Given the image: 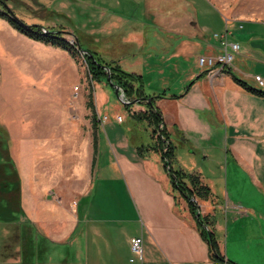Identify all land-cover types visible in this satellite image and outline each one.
<instances>
[{"label":"crops","instance_id":"0c3cea01","mask_svg":"<svg viewBox=\"0 0 264 264\" xmlns=\"http://www.w3.org/2000/svg\"><path fill=\"white\" fill-rule=\"evenodd\" d=\"M73 1L94 9L92 1ZM101 1L104 11L115 4L122 12L107 20V12L91 10L100 14L97 22L103 28L92 31L101 39L96 37L94 47L88 48L141 74L149 94L164 93L156 105L174 142L201 148L205 159L213 150H226L232 158V166L225 167L227 182L231 168L232 179L246 176L258 195H240L239 200L225 196L223 204L213 198L214 192L208 199L195 198L197 216L206 218L224 257L214 259L188 201L172 187L161 165L145 168L123 158L120 164L132 196L126 198L128 208L94 194L98 144H106L100 115L97 127L64 157L57 141L37 142V165L27 178L22 175L20 218L0 228V264H247L229 249L228 239L235 246L241 239L236 233L240 219L232 218L230 235L228 214L264 218V95L249 88L264 91L254 79L257 74L264 78V20L242 17L214 0ZM221 35L240 45L233 65L202 67L198 57L219 53ZM214 138L220 146L225 139V148L210 144ZM194 171L208 186L211 179L203 169ZM223 175L215 174L212 185ZM220 210L227 215L225 246ZM134 237L143 239L141 253L132 250Z\"/></svg>","mask_w":264,"mask_h":264},{"label":"rangeland","instance_id":"374dc122","mask_svg":"<svg viewBox=\"0 0 264 264\" xmlns=\"http://www.w3.org/2000/svg\"><path fill=\"white\" fill-rule=\"evenodd\" d=\"M87 1L93 2L94 9L73 0H0V11L8 14L11 11L17 19L28 25L38 24L57 29L63 27L66 39L73 42L76 36L88 48L92 45L94 47L96 37L101 39V34L96 36L92 31H101L103 28L97 22L100 14L95 16L91 10L101 14L107 12V20L112 15H119L122 10L114 4L111 5L113 9L106 8L104 11L101 0ZM214 1L242 17L264 20V0ZM84 55L80 51L78 56H74L67 50L33 40L15 29L8 18L0 16V125L7 132L4 136L0 133V163L5 164L7 160L11 162L22 182V175L27 178L37 165L38 141H57V145L63 149L64 157L76 141L81 145L82 136H86L93 128V114L101 115L102 123L99 127L106 144L100 143L101 140L98 144L94 194L117 199L120 205H125L126 198L132 197L120 164L125 156L130 161L142 162L145 168L156 164L167 171L160 153L149 148L154 144L149 123L131 117L132 110H141L139 106L135 104L128 109L110 87L104 89L93 81ZM91 103L94 106L91 107ZM119 115L122 121L118 120ZM182 142H174L177 146L174 169L181 167L186 173L194 174V170L202 168L211 180L215 174L222 172L224 175L221 182L216 181L212 185L211 180L206 181L212 195L215 193L213 198L220 199L221 204L225 203V196H234V200H239L240 195L245 198L258 195L247 177L241 173L234 181L231 168L227 182L225 167L232 166V158L226 150H213L209 158L205 159L201 148L194 150ZM219 142L214 138L210 144L225 148V139L221 141L222 146ZM139 146L143 147L142 150H139ZM26 162L27 166L23 167ZM125 206L128 208L127 204ZM218 212L217 219L222 224L220 240L225 246L228 242L227 215L221 210ZM248 216L242 218L239 213L228 214L230 235L234 226L232 218L240 219L236 233L241 239L239 246L230 242L231 238L228 239L229 249H235L237 256L247 264H260L264 258V218L255 214ZM1 220L2 216L0 228L5 224ZM1 244L0 237V247Z\"/></svg>","mask_w":264,"mask_h":264},{"label":"trees","instance_id":"16d2710c","mask_svg":"<svg viewBox=\"0 0 264 264\" xmlns=\"http://www.w3.org/2000/svg\"><path fill=\"white\" fill-rule=\"evenodd\" d=\"M0 16L8 18L10 24L22 32L26 36L33 40L41 41L46 44H50L55 47L69 51L72 55L78 56L80 50L76 47L75 43H71L66 39L65 33L61 29L54 27H45L38 24H26L17 19L13 13L8 14L6 11H0ZM82 48L87 50L84 58L88 64V72L92 77V80L97 83H103L109 86L115 92V86L121 88L124 93V103L128 109H131L135 104L141 105L144 109L132 110L131 117L138 121H147L152 129V137L154 139L153 148L161 155L162 162L166 168V171L170 177L172 187L178 191L189 203L193 215L196 218L197 227L201 233V236L207 243L213 252V258L222 260L219 254L217 239L206 226V218L201 217L198 214V205L193 200L195 198L208 199L212 192L211 189L202 183L198 173H186L181 167L176 170L173 167V163L176 162V149L177 146L169 132L162 112L156 105L158 98L164 95H151L146 90L145 81L141 74L128 71L124 69L118 61H108L104 59L97 51L85 48L81 43ZM110 75L111 80H108ZM241 84L246 85L243 81ZM247 86V85H246ZM251 90L264 95V91L252 86ZM94 106L91 103V107ZM101 121V118L97 114H93V121L95 128L97 122ZM0 133L2 136L7 135V132L3 126L0 125ZM1 136V137H2ZM1 145V144H0ZM96 147V144H95ZM139 150L143 147L139 146ZM8 156V155H6ZM4 161V160H3ZM21 206V182L20 175L11 162L7 160V163H0V216H2V222L9 223L15 222L19 219ZM19 214V215H18Z\"/></svg>","mask_w":264,"mask_h":264},{"label":"built area","instance_id":"2783aa9c","mask_svg":"<svg viewBox=\"0 0 264 264\" xmlns=\"http://www.w3.org/2000/svg\"><path fill=\"white\" fill-rule=\"evenodd\" d=\"M220 52L214 55H201L198 57V63L204 68H220L229 69L233 65V61L236 53L240 49V45L237 42H231L227 39V35L219 36ZM254 79L259 86H264V78L261 75H255ZM119 121H122V117H118ZM132 250L136 253H141L143 239L142 237H134L131 240ZM215 264H219L216 262Z\"/></svg>","mask_w":264,"mask_h":264},{"label":"water","instance_id":"95a60500","mask_svg":"<svg viewBox=\"0 0 264 264\" xmlns=\"http://www.w3.org/2000/svg\"><path fill=\"white\" fill-rule=\"evenodd\" d=\"M71 42V41H70ZM71 43H75L76 44V47L81 51L83 52L84 54H87L88 51L87 50H84V49H81L82 46H81V43L79 41V39L75 36V40ZM108 80L110 81L111 80V77L110 75L108 76ZM115 93L117 94V96L119 97V99L124 102V103H127L128 101L125 100V97H124V93L123 91L121 90L120 87L118 86H115ZM194 200V199H193Z\"/></svg>","mask_w":264,"mask_h":264}]
</instances>
